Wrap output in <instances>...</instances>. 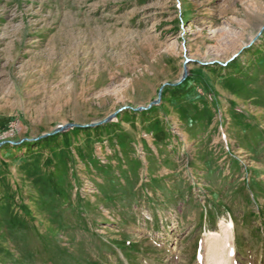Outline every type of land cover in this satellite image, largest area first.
I'll return each mask as SVG.
<instances>
[{
    "label": "rangeland",
    "instance_id": "rangeland-1",
    "mask_svg": "<svg viewBox=\"0 0 264 264\" xmlns=\"http://www.w3.org/2000/svg\"><path fill=\"white\" fill-rule=\"evenodd\" d=\"M229 222L264 264V0H0V264H210Z\"/></svg>",
    "mask_w": 264,
    "mask_h": 264
},
{
    "label": "bare ground",
    "instance_id": "bare-ground-1",
    "mask_svg": "<svg viewBox=\"0 0 264 264\" xmlns=\"http://www.w3.org/2000/svg\"><path fill=\"white\" fill-rule=\"evenodd\" d=\"M233 222H229L223 230L224 236L218 234H211L212 240L209 248V258L212 260L210 264H231V258L226 257L232 254V237H233ZM222 234V235H223ZM210 261V260H209Z\"/></svg>",
    "mask_w": 264,
    "mask_h": 264
},
{
    "label": "water",
    "instance_id": "water-1",
    "mask_svg": "<svg viewBox=\"0 0 264 264\" xmlns=\"http://www.w3.org/2000/svg\"><path fill=\"white\" fill-rule=\"evenodd\" d=\"M235 57H236V55L234 56V58H235ZM188 62H189V60H186V61H185V64H184V72H183V76H182V78L180 79V81L177 82L176 84H165L164 86H166V85H172V86H175V85H179V84H181L182 82H184V81L186 80L187 76H188V73H189V71H188V66H187V65H188ZM162 91H163V88H161V90L159 91L158 99H157L156 101L152 102L151 105H150L149 107L154 106V105H157V104L160 102V100H161V96H162ZM142 109H146V108H138V109H136V110H142ZM116 115H117V113L113 114L111 117H109L108 119H106L103 123H105V122L111 120V119L114 118ZM76 127H82V126H81V125H77V124H68V125H65V126L60 127L59 129H57L54 133H52V134H50V135H54V134H57V133H61V132L66 131V130L69 129V128H76Z\"/></svg>",
    "mask_w": 264,
    "mask_h": 264
},
{
    "label": "trees",
    "instance_id": "trees-1",
    "mask_svg": "<svg viewBox=\"0 0 264 264\" xmlns=\"http://www.w3.org/2000/svg\"><path fill=\"white\" fill-rule=\"evenodd\" d=\"M189 84H190V81H189V79H187L183 84L176 86L173 89L176 91H179L180 93H184V90H186L188 88Z\"/></svg>",
    "mask_w": 264,
    "mask_h": 264
}]
</instances>
